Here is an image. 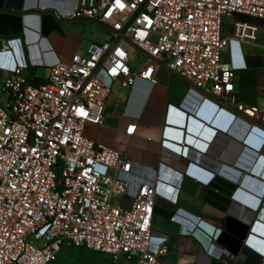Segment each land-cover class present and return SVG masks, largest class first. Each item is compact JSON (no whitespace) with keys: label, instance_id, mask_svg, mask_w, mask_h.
<instances>
[{"label":"built area","instance_id":"obj_1","mask_svg":"<svg viewBox=\"0 0 264 264\" xmlns=\"http://www.w3.org/2000/svg\"><path fill=\"white\" fill-rule=\"evenodd\" d=\"M235 14L262 25L236 22L228 35L223 20ZM69 18L104 24L108 40L52 66L47 81L25 67L0 78V264H54L69 247L164 264L169 244L152 224L156 207L171 205L165 184L130 180L134 162L85 130L103 125L116 84L153 83L158 68L264 130V107L240 100L237 70L222 59L233 41L264 49V0H81ZM133 52L147 58L140 68Z\"/></svg>","mask_w":264,"mask_h":264},{"label":"crops","instance_id":"obj_2","mask_svg":"<svg viewBox=\"0 0 264 264\" xmlns=\"http://www.w3.org/2000/svg\"><path fill=\"white\" fill-rule=\"evenodd\" d=\"M80 2L0 0V78L4 71L25 67L27 75L47 81L50 76H39L38 69L69 63L87 48L83 36L107 41L104 24L69 18ZM236 22L262 25L235 14L225 19L224 32L231 35ZM246 46L231 42L222 59L237 70L236 87L250 82L244 101L260 105L264 62L250 68ZM122 89L114 86L103 125H88L85 135L131 159L130 180L165 184L161 196L171 205L159 204L152 224L154 237L169 244L163 263L229 264L228 252L239 257L237 264H264V130L206 100L166 68L157 69L153 83L127 87L125 97ZM202 109L213 117H202ZM131 124L137 130L129 136Z\"/></svg>","mask_w":264,"mask_h":264},{"label":"rangeland","instance_id":"obj_3","mask_svg":"<svg viewBox=\"0 0 264 264\" xmlns=\"http://www.w3.org/2000/svg\"><path fill=\"white\" fill-rule=\"evenodd\" d=\"M225 23V19L223 20V24ZM89 37L83 36L81 40L85 42V45L87 47L92 43L89 40ZM259 44H264V30L262 27H260L259 32ZM84 51V50H83ZM82 51V52H83ZM225 53V52H224ZM223 53V56L226 57V54ZM245 53H246V59L247 63L250 66V68L259 69L261 65L264 62V49L255 47V46H249L245 47ZM133 58V65L134 67L141 65L146 62L147 58L143 56L140 52H133L132 53ZM39 76L43 77H49L50 76V70L47 68H39L38 69ZM244 74L242 76L245 75ZM241 76H238L236 83L238 84L240 82ZM250 82L247 81L246 84H243V87H239L237 85L236 89L237 92L240 93L242 101H244L245 94L251 93V88L247 87L249 86ZM250 90V91H249ZM128 89L124 88L121 90V96L125 97L128 94ZM245 102V101H244ZM260 105H264V101H260ZM54 264H133L123 258L121 259H115L113 256L101 252H95L92 250H88L86 248H73L69 247L64 249L61 254L59 255L58 260Z\"/></svg>","mask_w":264,"mask_h":264},{"label":"water","instance_id":"obj_4","mask_svg":"<svg viewBox=\"0 0 264 264\" xmlns=\"http://www.w3.org/2000/svg\"><path fill=\"white\" fill-rule=\"evenodd\" d=\"M212 107H214V110H217V106L212 105ZM200 115L208 120H210L213 117V113H207L205 109H202L200 111ZM255 170V169H254ZM256 171V170H255Z\"/></svg>","mask_w":264,"mask_h":264},{"label":"trees","instance_id":"obj_5","mask_svg":"<svg viewBox=\"0 0 264 264\" xmlns=\"http://www.w3.org/2000/svg\"><path fill=\"white\" fill-rule=\"evenodd\" d=\"M252 104V103H251Z\"/></svg>","mask_w":264,"mask_h":264}]
</instances>
